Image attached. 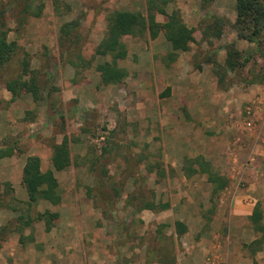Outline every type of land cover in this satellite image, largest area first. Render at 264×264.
Listing matches in <instances>:
<instances>
[{
	"label": "rangeland",
	"instance_id": "rangeland-1",
	"mask_svg": "<svg viewBox=\"0 0 264 264\" xmlns=\"http://www.w3.org/2000/svg\"><path fill=\"white\" fill-rule=\"evenodd\" d=\"M62 2L57 12L53 0H0L9 40L19 46L0 68V89L26 59L43 95L34 101L23 92L10 115L0 103V143L13 149L0 158V264H232V254L250 256L245 245L260 235L250 237L251 221L233 217V202L257 182L264 218V58L238 38L236 0H170L167 12L195 29L189 51L172 61L163 32L126 36L128 56L119 65L129 74L120 84H105L95 70L111 60L97 48L110 13L147 15V0ZM215 17L227 21L220 38L203 33ZM72 20H80L77 51L93 59L90 69L65 59L60 28ZM231 43L247 60L236 71L225 67ZM65 136L72 164L56 172L61 202L29 207L23 161L35 154L43 171L51 169L53 145ZM199 156L228 179L224 189L216 191L206 174L185 176V158ZM150 201L170 207L142 210ZM45 211L59 214L52 230L34 220L21 241L17 216ZM177 221L187 225L185 234L176 232Z\"/></svg>",
	"mask_w": 264,
	"mask_h": 264
},
{
	"label": "trees",
	"instance_id": "trees-1",
	"mask_svg": "<svg viewBox=\"0 0 264 264\" xmlns=\"http://www.w3.org/2000/svg\"><path fill=\"white\" fill-rule=\"evenodd\" d=\"M169 2L170 0H147V15L141 12L127 11H114L109 14L107 33L98 45L97 51L101 55L110 56L111 60L98 63L95 66V70L101 74L105 84H120L128 77V71L119 65V62L125 60L128 56V49L123 42V38L126 36L143 37L149 34L152 39H156L163 32L171 46V52L168 56L172 61L177 58L180 52L189 51L195 29L184 24L179 12L173 11L170 14L167 12L166 8ZM53 4L55 10L60 12L63 4L62 0H53ZM43 7V4L38 6L35 16L39 17L42 14ZM30 9L31 5L27 2L23 13H29ZM158 15L165 16L166 21L164 23L159 22L157 20ZM226 25L227 21L224 18L215 17L214 23L208 24L204 28L203 33L206 36L220 38ZM79 27L80 20H72L61 26V46L64 51H69L65 59L71 65L76 68L90 69L93 67V59L87 60L77 51L80 42L77 32ZM233 27L237 32L238 38L253 43L260 56L264 58V0H236V21ZM9 33L10 29L5 21V8L0 4L1 69L7 67L19 49L16 41L9 40ZM246 63V58L242 56L235 44H229L225 62L226 69L236 71L237 69H242ZM21 68V73L13 79H6L3 82V86L12 94L13 100L20 97L23 92L31 94L34 101L42 100L39 72L32 69L30 62L26 59L21 62ZM12 154V148H0V158ZM51 162L52 168L43 171L42 161L39 156L32 155L26 159L23 167L22 183L28 195L27 205L29 207L41 200L48 201L53 205H58L61 202L62 196L56 172L64 171L72 164L70 141L67 136L63 138L61 143L53 145ZM183 170L187 178L195 174L208 175L207 181L215 186L216 191L224 189L229 184L228 179L213 172L211 165L202 156L191 159L185 158ZM169 207L168 203L150 201L146 202L141 209L155 212L167 210ZM13 210L16 211L17 209L14 208ZM58 217L59 214L57 212L52 213L50 211L39 213L35 218L26 213L19 214L16 219L19 222L18 230L21 232V241L24 239L23 230L26 227H30L34 220L44 222L46 231L50 232ZM249 220L253 230L260 236L249 245H245V247H249L251 252L255 254L261 251L264 246L263 215L258 205H256L253 213L249 216ZM175 228L178 235H183L188 231L187 225L181 221L175 223ZM6 229L7 227L2 228V232L6 231ZM1 247L0 242V249Z\"/></svg>",
	"mask_w": 264,
	"mask_h": 264
},
{
	"label": "crops",
	"instance_id": "crops-1",
	"mask_svg": "<svg viewBox=\"0 0 264 264\" xmlns=\"http://www.w3.org/2000/svg\"><path fill=\"white\" fill-rule=\"evenodd\" d=\"M0 103L4 104L5 109H1V112H6V115H10L12 110L14 109V104L17 105L20 103V98L13 100L12 94L6 90V89H0ZM10 104L8 107L7 104ZM7 107V108H6ZM6 110H9L8 113ZM3 114V113H2ZM0 148H4V144H1ZM35 155V154H32ZM32 155H28L32 156ZM27 159V157H26ZM25 161L22 163V169L25 165ZM261 186L258 185L257 182L250 185V187L246 190V192L242 193L241 195H238L235 197L233 202V217H236L237 219H249V216L253 213L255 206L257 203H261V196L263 194V191L259 189ZM264 221V218H263ZM251 232H248V234L253 236L254 230H250ZM252 240H255V237L253 236ZM250 256H246L244 259H237L232 254V258L230 257V261H232V264H264V246L261 251L256 252L253 254L250 251Z\"/></svg>",
	"mask_w": 264,
	"mask_h": 264
},
{
	"label": "built area",
	"instance_id": "built-area-1",
	"mask_svg": "<svg viewBox=\"0 0 264 264\" xmlns=\"http://www.w3.org/2000/svg\"><path fill=\"white\" fill-rule=\"evenodd\" d=\"M248 113H250V110H249V112Z\"/></svg>",
	"mask_w": 264,
	"mask_h": 264
}]
</instances>
